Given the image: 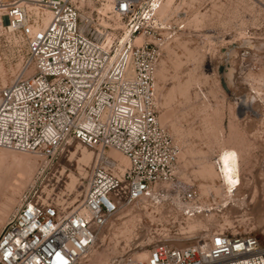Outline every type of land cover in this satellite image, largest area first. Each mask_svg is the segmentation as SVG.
Wrapping results in <instances>:
<instances>
[{
  "label": "built area",
  "instance_id": "1",
  "mask_svg": "<svg viewBox=\"0 0 264 264\" xmlns=\"http://www.w3.org/2000/svg\"><path fill=\"white\" fill-rule=\"evenodd\" d=\"M91 1L96 22L84 19L78 0H0V37L13 38L21 56L0 88V150L54 159L69 140L95 150L78 207L23 196L0 231V264H78L125 207L185 224L213 196L178 176L179 147L158 120L155 74L165 42L184 31L182 20L157 17L165 0ZM105 6L112 19L100 12ZM251 13L238 12L240 42L264 37V17ZM209 30L213 45L218 34ZM238 45L243 57L263 58L251 84L257 81L264 106V55ZM110 151L128 164L122 168ZM213 162L219 168L218 155ZM159 233L145 257L126 251L108 264H264V229L211 228L187 244L178 243L184 234Z\"/></svg>",
  "mask_w": 264,
  "mask_h": 264
},
{
  "label": "rangeland",
  "instance_id": "2",
  "mask_svg": "<svg viewBox=\"0 0 264 264\" xmlns=\"http://www.w3.org/2000/svg\"><path fill=\"white\" fill-rule=\"evenodd\" d=\"M77 4L84 19H99L91 0H78ZM242 7L260 20L264 17V0H171L165 16L157 11L159 19H181L184 24V31L162 47L155 74L158 120L179 147L178 176L198 185L204 194L211 192L213 196L205 205L213 210L185 224H168L164 217L147 214L149 210L142 212L141 206H127L101 230L96 245L78 264H108L112 256L126 251L145 257L154 232L164 230L169 235L184 234L178 243L187 244L195 240L197 232L211 228L229 233L264 229V106L256 96L238 113L236 103L256 89L251 80L263 72V58L254 61L243 57L237 52L238 44L251 51L254 47L263 56L264 37L240 42L237 24ZM103 14L105 19L114 17L110 9L105 8ZM209 28L218 34L213 45L204 37L211 32ZM261 29L264 32V24ZM15 44L13 38L0 37V88L12 80L20 66ZM219 146L235 149L240 156L241 185L235 199L228 202L213 162ZM87 152L95 150L77 141H71L54 159L2 149L0 231L27 194L41 195L68 209L78 207L88 167L94 162L82 164ZM137 244L141 247L134 250Z\"/></svg>",
  "mask_w": 264,
  "mask_h": 264
},
{
  "label": "bare ground",
  "instance_id": "3",
  "mask_svg": "<svg viewBox=\"0 0 264 264\" xmlns=\"http://www.w3.org/2000/svg\"><path fill=\"white\" fill-rule=\"evenodd\" d=\"M170 2H171V0H166L163 3V5L158 9V12H160V15L165 16L167 14V7L170 5ZM105 8L106 9H110L108 6H105L104 8L100 9V12L102 14H103V11L105 10ZM255 83H256V85H255L256 89L253 90V88L251 87L253 92H254V94L251 93L250 95H248L247 96L248 99L247 98L245 99L243 97L242 98L239 97V101L236 102L237 103V107H238V113H242V111L246 109L247 101H250L251 99L254 100V98L258 94H260V89L258 87L257 81H255ZM71 141L72 140H69L68 143H66V146L68 144H70ZM63 150H64V148H63ZM92 153H93V155H92ZM92 153L91 152H87L84 155V158L82 159V164L83 165H88L92 160H94L93 156L95 158V153L94 152H92ZM109 153L114 158H116L118 160V162H119V164H121L122 168H123V166H125V164H128V160L122 154H120V153H118L116 151H110ZM119 155H122L120 159L118 158ZM214 155H218L219 168H216L215 171H216L219 179L221 180L223 187L225 188L224 191L226 193V201L228 202L229 200H234L235 199V191L241 185V172H240V156H239V153L235 149L226 148L224 146H219V148L217 149V151H216V153ZM19 201H20V203H18V204L20 205L21 204V200H19ZM206 207L207 206L205 205V207H204V211L205 212H208V211L211 212L213 210V209H207ZM230 209H234V208L231 207ZM205 212L203 214H206ZM192 219L195 220L197 218H189L187 220H192ZM9 220H10V218L7 219L5 224H7L9 222ZM144 254H142V256H144Z\"/></svg>",
  "mask_w": 264,
  "mask_h": 264
}]
</instances>
